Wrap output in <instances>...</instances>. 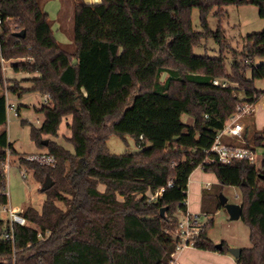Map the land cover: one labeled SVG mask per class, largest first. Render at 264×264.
<instances>
[{
    "label": "trees",
    "instance_id": "obj_1",
    "mask_svg": "<svg viewBox=\"0 0 264 264\" xmlns=\"http://www.w3.org/2000/svg\"><path fill=\"white\" fill-rule=\"evenodd\" d=\"M46 1L0 0V55L20 58L10 62L13 71L38 74L30 88L15 83L8 89L50 96L35 109L43 116L39 125L27 119L21 123L29 124L30 139L51 157L40 161L8 141L7 101L0 94V206L8 202L7 152L40 185L46 176L53 181L42 191L39 208L19 209L26 223L13 225V240L4 237L8 219L0 218V264H165L176 245L171 231L178 214L187 210L189 175L236 106L254 104L264 93L255 86L257 78L264 79V62L253 64L264 56V28L241 36L242 46L234 49L221 24L225 6L256 5L264 19V0H73L69 42L54 35ZM193 7L199 11L200 31L192 27ZM213 7L216 29L208 25ZM20 30L24 37L16 34ZM208 37L217 43L218 57L194 52ZM1 70L0 65V81ZM214 78L227 84H214ZM67 116L70 135L64 140L73 150L48 136L59 135ZM242 118L245 144H264V129L256 128L252 114ZM113 133L123 140L131 135L140 149L110 152L106 141ZM201 168L215 173L217 183L201 188V212L208 218L192 245L228 252V244L222 241L216 248L207 231L212 213L222 207L219 191L234 185L240 189V219L251 243L235 261L264 264V156L255 162L214 160ZM211 187L218 189L214 199Z\"/></svg>",
    "mask_w": 264,
    "mask_h": 264
},
{
    "label": "rangeland",
    "instance_id": "obj_2",
    "mask_svg": "<svg viewBox=\"0 0 264 264\" xmlns=\"http://www.w3.org/2000/svg\"><path fill=\"white\" fill-rule=\"evenodd\" d=\"M92 1L93 0H88ZM141 0H138L140 2ZM145 0H143L144 2ZM142 2V3H143ZM59 7V0H47L44 4V10L48 12V15L52 19V30L54 31V35L60 42H68L70 41V37L72 34V14L71 10L64 8L63 16L61 18L57 15V10ZM216 7H213L208 15V25L212 29H216L218 24V18L215 15ZM227 13L223 17L222 26L226 28V36L228 38L229 43L232 44L233 48L239 50L242 46L241 36H244L248 33H253L256 31H260L264 28V19L259 16L256 5L253 4H245V5H226ZM192 27L195 30L200 31L202 27L199 23V11L196 7L192 8ZM59 18V20H58ZM59 22V23H58ZM58 24H60V28H58ZM194 52L199 55L206 54L207 56L218 57V45L215 43L212 37H208L205 40H202L200 44L194 47ZM20 60L19 57H16L12 60H8L3 58L0 60L1 71H2V79L0 81V93L7 91V97L11 100H17L20 106L19 113L20 115H14L13 110L8 108V116L5 124V128L8 132L9 141L14 145L15 148L21 151H33L34 148H37L34 141L30 139V129L28 123H21V119H27L29 122H33L34 124H38L39 120L42 117V113L37 112L35 109L40 107L45 103L44 96L39 94L37 91H25L23 94V98H19L15 94L11 93L8 89L10 84L18 83L20 86V82L23 81V76H31V73L19 70L13 71L10 62ZM231 61L230 54L226 55V62L229 64ZM261 62H264V56L255 57L253 64L257 65ZM36 75V74H34ZM247 75L250 77V70H247ZM166 76L165 72H162L160 77L161 80H164ZM256 88L262 89L264 87V79L257 78L255 80ZM15 96V97H14ZM190 117L188 115L183 116V120ZM68 119L65 117L61 128V133L56 137L60 144H63L64 147L73 150L72 145L69 144L64 137L65 131L68 130V127L65 125V120ZM244 121V119H243ZM240 123L242 121L240 120ZM52 138V136L48 135ZM47 136H43L46 138ZM106 143L108 144L109 151L112 153H122L125 151H135L139 150L140 146L135 142L131 135L126 136V140H123L119 135L112 134L108 137ZM26 155H30L25 153ZM255 154L258 157L264 156V144H259L255 146ZM40 156H37V159ZM5 178L7 183V194H8V202L7 206H10L15 209H22L26 205H30L31 207L39 208L41 203L45 198V194L39 190L41 187L40 183L32 177L30 172L25 171V169L19 165L18 161H16V156L7 152V156L5 159ZM41 161V160H40ZM77 171L82 169V164L77 166ZM202 175L204 180L210 179L208 172H204L200 166L195 167L192 172V177ZM199 178V177H198ZM201 178V177H200ZM202 186L204 185L203 180L199 179ZM97 188L102 189L103 185L98 184ZM195 187L191 185L189 187V195H188V204L192 209L199 210L198 205L199 200L197 198L198 191L194 189ZM223 194L227 197V202H235L240 203L241 201V193L240 189L234 185H224ZM218 191L217 188L211 187V197L214 199V194ZM220 192V191H219ZM210 198V200L212 199ZM207 199V198H206ZM205 199V200H206ZM212 199V200H213ZM41 200V201H40ZM204 200V202H205ZM209 201L208 199L206 202ZM214 202V201H212ZM58 206H62V203L59 201L55 202ZM1 216L6 217V212L1 213ZM213 217V224L208 228L207 235L210 237L215 244L225 241L228 244V247H239L245 248L251 245L249 239V228L244 222L238 219H230L227 211L222 206L218 208L211 215ZM208 216L204 215L201 211L199 214V220L202 222V225L206 222ZM217 254H223L214 250ZM213 253V252H210ZM226 255H230L234 260V264H237L235 261V257L232 253L227 252ZM189 264H226L224 263L222 257L214 256L212 254H198L197 256H189Z\"/></svg>",
    "mask_w": 264,
    "mask_h": 264
},
{
    "label": "built area",
    "instance_id": "obj_3",
    "mask_svg": "<svg viewBox=\"0 0 264 264\" xmlns=\"http://www.w3.org/2000/svg\"><path fill=\"white\" fill-rule=\"evenodd\" d=\"M1 21L2 18L0 16V23ZM2 59L3 57L0 55V60ZM213 83L225 86L227 81L214 78ZM0 94H3L6 99H8L7 91L1 92ZM43 96L45 103H47L50 100V96L48 94ZM253 105L254 104L244 102L236 106L235 112L226 119L224 126L214 135L210 148L206 150L204 160L200 162L198 166L201 167L203 164H208L214 160H218L224 164L230 163L235 159L243 158L248 159L250 162H255L257 160L258 155L255 154V147L245 144V140L242 137L243 124L240 123L243 115L253 112ZM7 107L13 110L15 116L18 115L17 110L14 109V105L12 103L7 104ZM226 138L231 139L234 142L224 140ZM38 156H40L38 159L41 161L51 160V157H47L45 154ZM35 157L37 158V156ZM168 184L171 183L169 182ZM161 191H158V193ZM2 211L6 212V217L1 216ZM2 217L8 219L10 226V230L4 232V237L13 240V225L25 224L26 219L20 213L19 209L17 210L7 205L0 206V218ZM178 222V225L171 231L172 237L176 239L175 249L172 253V258L165 262V264H179L176 259V253L180 252L185 246L192 245L194 237L197 235L198 230L202 226L199 216L197 214L193 215L187 210L185 212H181Z\"/></svg>",
    "mask_w": 264,
    "mask_h": 264
},
{
    "label": "crops",
    "instance_id": "obj_4",
    "mask_svg": "<svg viewBox=\"0 0 264 264\" xmlns=\"http://www.w3.org/2000/svg\"><path fill=\"white\" fill-rule=\"evenodd\" d=\"M73 0H68V2H65L64 3V5H65V8H66V11L68 10V9H70L71 10V2H72ZM86 1H88V0H86ZM94 1H99V0H93V2ZM133 3H138V0H131ZM142 1V0H141ZM90 2V1H89ZM92 2V1H91ZM62 3H63V0H59V7H58V10H57V15H58V11H59V9L61 8V6H62ZM242 5H245V4H242ZM225 8H226V6H225ZM58 17H59V15H58ZM58 20H59V18H58ZM59 23V22H58ZM61 26H60V24H58V28H60ZM69 42V41H68ZM34 74H36V75H34ZM38 74L36 73V72H32V75L31 76H23L22 78H23V81L22 82H20V86L21 87H23V88H30L31 86H32V80H31V78L32 77H34V76H37ZM261 90H263L264 91V87L261 89ZM23 94H24V92L23 93H21V94H18V93H15V95L16 96H18L19 98H23ZM15 97V96H14ZM6 101H7V104H9V103H12L13 105H14V109H16L17 110V113H19V108H20V106H19V104H18V101L17 100H11L10 101V98H8V99H6ZM253 107H254V109H253V112L251 113L252 114V116H253V120H254V123H255V126H256V128L259 130V129H264V93H263V95L258 99V101L257 102H255L254 103V105H253ZM7 111H8V107H7V109H6V113H7ZM18 115H20V113L18 114ZM7 116H8V113H7ZM42 118H43V116L41 117V119L39 120V123L38 124H36V125H39L40 124V122L42 121ZM67 118L68 119H66L65 120V125H66V127H67V123H68V121H69V119H70V116H67ZM244 118V117H243ZM243 118H242V120H243ZM241 120V121H242ZM186 122L187 123H191L192 122V118L191 117H188L187 119H186ZM243 124V123H242ZM61 128H60V130L58 131V133L60 134L61 132ZM64 134L66 135V136H69L70 135V129L68 128V130L67 131H65L64 132ZM52 138H54L57 142H58V140L56 139V137H52ZM227 139V138H226ZM226 139H224V140H226ZM8 141H9V137H8ZM10 142V141H9ZM12 144V143H11ZM13 147H14V145H13ZM15 148V147H14ZM15 149H17V148H15ZM18 151H20V152H24V153H28V154H30V155H35V156H38V155H41V154H45L46 155V153H47V150L45 149V148H34L33 149V151H30V152H27V151H21V150H19V149H17ZM193 172V171H192ZM192 172H191V174L189 175V177H188V182H187V189H188V191H187V198H186V206H187V211L189 212V213H191V214H193V215H198L199 216V214H200V211H201V205H200V203H201V191H202V189L201 188H208L209 186H211V184H215V183H217V177H216V175H215V173H213V172H208L209 173V176L211 177L210 179H206V180H204V178H203V176L200 174L199 176H195V178L194 177H192ZM205 172V171H204ZM199 177V178H198ZM201 177V178H200ZM199 179L202 181L203 180V182H204V185L202 186V184L200 183V181H199ZM191 185L192 186H194L195 188V190H196V192L198 193V195H197V198H198V200H199V204H197L198 205V209L199 210H194V209H192L191 208V206L188 204V195H189V187H191ZM178 216H179V218H180V216H181V213H179L178 214ZM217 251V250H216ZM210 252H213V253H210ZM217 252H220V251H217ZM221 253V252H220ZM177 255H176V259H177V262L179 263V264H189V259H188V257L189 256H197L198 254H212V255H214V256H220V257H222V259H223V261H224V263H226V264H234V260L232 259V257L229 255H226V254H217L214 250L213 251H208V250H203V249H199V248H195L193 245H188V246H185L184 248H182L181 249V251L180 252H178V253H176Z\"/></svg>",
    "mask_w": 264,
    "mask_h": 264
},
{
    "label": "water",
    "instance_id": "obj_5",
    "mask_svg": "<svg viewBox=\"0 0 264 264\" xmlns=\"http://www.w3.org/2000/svg\"><path fill=\"white\" fill-rule=\"evenodd\" d=\"M16 34L18 36L24 37L25 32L23 30H20V31H17ZM75 62H76V60L73 59V63H75ZM42 143L46 144L47 143V139H43ZM77 170H79V169H77ZM52 182L53 181H52L51 177L46 176V179L43 182V184L41 185L40 190L41 191L46 190L47 188L50 187ZM218 201H219V204L225 208V210L227 211L230 219H238V218H240L241 204L235 203V202H229V201L227 202V197L223 194L222 191H220L218 193ZM164 210H165V207L160 209V215L161 216L164 215ZM215 247L220 249L222 247V243L221 242L220 243H216ZM240 251H241V248H239V247H229L228 248V252L232 253L234 257H239L240 254H241Z\"/></svg>",
    "mask_w": 264,
    "mask_h": 264
}]
</instances>
